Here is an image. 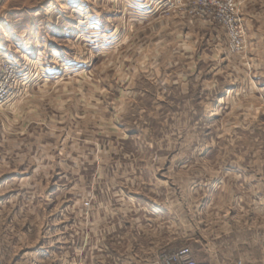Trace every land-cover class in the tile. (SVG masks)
Masks as SVG:
<instances>
[{
	"label": "rangeland",
	"instance_id": "rangeland-1",
	"mask_svg": "<svg viewBox=\"0 0 264 264\" xmlns=\"http://www.w3.org/2000/svg\"><path fill=\"white\" fill-rule=\"evenodd\" d=\"M223 1L0 0V264H264V0L248 86Z\"/></svg>",
	"mask_w": 264,
	"mask_h": 264
},
{
	"label": "crops",
	"instance_id": "crops-1",
	"mask_svg": "<svg viewBox=\"0 0 264 264\" xmlns=\"http://www.w3.org/2000/svg\"><path fill=\"white\" fill-rule=\"evenodd\" d=\"M237 3L240 5V17L242 19L243 23V28H244V38L247 41L246 45V51L242 57H235L232 59V57H224L225 54L222 53V50L219 48V45H214V47L208 48L209 51L213 52V54L216 56V59L214 60H219L220 63H215L217 64V72H222V71H229L232 73V81L234 82L233 84H236L237 86H248L249 85V0H236ZM188 32V33H187ZM192 31L184 30L183 33H185L189 39L194 37L193 43L196 45L197 43L200 44L201 46L203 44V39L202 34L200 32H192V35L190 34ZM201 35V36H200ZM213 36L210 35L209 40H213L215 43V40L211 37ZM202 41H200L201 39ZM218 38V37H216ZM219 41V40H218ZM217 42V41H216ZM198 47V54H202L204 51H206V47ZM185 53L189 54L190 50L187 48L184 50ZM223 55V58H222Z\"/></svg>",
	"mask_w": 264,
	"mask_h": 264
},
{
	"label": "built area",
	"instance_id": "built-area-1",
	"mask_svg": "<svg viewBox=\"0 0 264 264\" xmlns=\"http://www.w3.org/2000/svg\"><path fill=\"white\" fill-rule=\"evenodd\" d=\"M223 5L226 9L224 25L228 29L230 37V48L235 54H240L245 48L243 31L239 20L231 13L232 0H224ZM164 264H196L189 248L183 247L165 259Z\"/></svg>",
	"mask_w": 264,
	"mask_h": 264
}]
</instances>
